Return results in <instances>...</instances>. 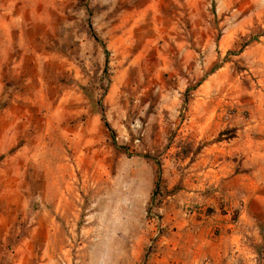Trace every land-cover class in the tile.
Listing matches in <instances>:
<instances>
[{"label": "rangeland", "instance_id": "obj_1", "mask_svg": "<svg viewBox=\"0 0 264 264\" xmlns=\"http://www.w3.org/2000/svg\"><path fill=\"white\" fill-rule=\"evenodd\" d=\"M171 202L264 264V0H0V264H146Z\"/></svg>", "mask_w": 264, "mask_h": 264}, {"label": "crops", "instance_id": "obj_2", "mask_svg": "<svg viewBox=\"0 0 264 264\" xmlns=\"http://www.w3.org/2000/svg\"><path fill=\"white\" fill-rule=\"evenodd\" d=\"M226 168L221 161L212 169L220 175ZM176 207L171 202L163 211L161 222L167 225V233L159 239L157 252L146 257V264H249L245 243H226L225 232L233 227L226 215L208 214L192 205L184 212ZM148 228L150 236H155V223ZM148 244L142 243L139 260Z\"/></svg>", "mask_w": 264, "mask_h": 264}, {"label": "built area", "instance_id": "obj_3", "mask_svg": "<svg viewBox=\"0 0 264 264\" xmlns=\"http://www.w3.org/2000/svg\"><path fill=\"white\" fill-rule=\"evenodd\" d=\"M167 225L163 224L160 226L159 229H157L156 234L154 239L152 240L151 243H149L148 245V250L150 251V253L153 255L157 252L158 250V246H159V239L166 235L165 232L167 233Z\"/></svg>", "mask_w": 264, "mask_h": 264}, {"label": "trees", "instance_id": "obj_4", "mask_svg": "<svg viewBox=\"0 0 264 264\" xmlns=\"http://www.w3.org/2000/svg\"><path fill=\"white\" fill-rule=\"evenodd\" d=\"M90 30H91L95 40H97L98 42H101V40L99 39V37L95 33L94 29L92 28V25H90ZM103 46H105V45L103 44ZM103 121L105 122V124H106V126L108 128H111L109 123H108V121L105 118H103ZM161 173H162L161 165H160V163H158V173H157V180H156V183H155V193L160 190V185H161V180H162ZM155 193H153L152 198L154 197Z\"/></svg>", "mask_w": 264, "mask_h": 264}]
</instances>
